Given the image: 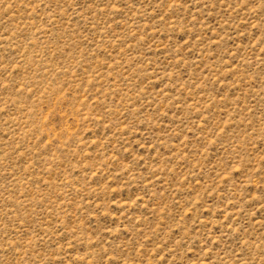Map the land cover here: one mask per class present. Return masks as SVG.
<instances>
[{"label":"rangeland","instance_id":"374dc122","mask_svg":"<svg viewBox=\"0 0 264 264\" xmlns=\"http://www.w3.org/2000/svg\"><path fill=\"white\" fill-rule=\"evenodd\" d=\"M0 264H264V0H0Z\"/></svg>","mask_w":264,"mask_h":264}]
</instances>
